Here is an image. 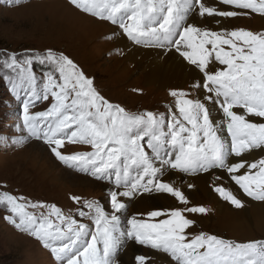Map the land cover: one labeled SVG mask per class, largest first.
<instances>
[{
  "label": "snow or ice",
  "instance_id": "obj_1",
  "mask_svg": "<svg viewBox=\"0 0 264 264\" xmlns=\"http://www.w3.org/2000/svg\"><path fill=\"white\" fill-rule=\"evenodd\" d=\"M66 3L114 26L105 39L128 41L118 53L150 50L155 70L181 79L163 110L129 111L64 49L0 48V85L12 98L3 103L19 109L0 131V148L37 142L66 169L108 185L103 199L72 195L74 208L64 211L0 181V220L34 239L51 264H123L130 243L160 264H264V238L200 228L211 209L190 203L184 187L197 185L183 179L208 177L209 189L236 210L246 207L245 197L264 203V31L232 26L264 17V0ZM73 145L85 150L70 151ZM157 195L174 203L133 207ZM134 264H156V257L137 254Z\"/></svg>",
  "mask_w": 264,
  "mask_h": 264
},
{
  "label": "rangeland",
  "instance_id": "obj_2",
  "mask_svg": "<svg viewBox=\"0 0 264 264\" xmlns=\"http://www.w3.org/2000/svg\"><path fill=\"white\" fill-rule=\"evenodd\" d=\"M61 3L69 7L66 0H22L19 5H9L7 0H0V48L23 50L24 48L55 47L64 49L84 67L88 74L95 77L96 84L102 94L111 101L121 103L129 111L163 110V107L171 99L168 95L170 85L163 88L146 85L141 76L142 68L136 67L138 63L126 59L125 51L123 54L117 52V45H120V49H125L124 44L105 39V35L110 33L114 26L108 23L98 24V30L93 32L90 30L87 36L88 29L80 30L68 18L64 21L58 20V17L63 14L59 10V7L62 6ZM73 10L75 9L73 8ZM75 11L81 14L79 11ZM82 15L85 16L83 19L85 22L88 21L89 25L94 23L92 17ZM232 26L252 31H264V17L259 14L241 17L232 21ZM109 52H112L113 55H108ZM123 58L127 60H125L126 66L122 65ZM36 69L40 71V66L37 65ZM11 99L5 87L0 85V131L9 130L18 114L19 109L15 104L13 107H8L3 103L4 100ZM45 107L46 104L41 103L34 110H43ZM69 150L85 149L84 146L73 145L69 146ZM256 158L258 159L259 156ZM66 170L69 169L55 161L46 147L37 142L33 141L23 150L18 151H5L0 148V181L6 182L8 189L13 194L25 195L33 201L54 202L64 211L74 208V204L70 200L72 195L89 199L104 198L108 185L93 180L96 184L92 187L65 186L62 188L56 185L57 181L53 186L50 178L56 180ZM51 172L56 174V178L51 176ZM69 172L73 171L69 170ZM73 173L76 176L85 177ZM184 190H186L191 204L203 205L211 209V214L208 213L199 219L200 228L204 231L237 240L264 238V224L257 227L253 221L256 213L252 211L254 209L252 205L260 202L245 197L246 207L236 210L226 202L219 200L209 187L208 194L198 190L199 194L194 195L187 187ZM170 201L167 203L154 202L152 205L167 206L174 203L171 198ZM218 204L223 205L221 210H219ZM259 205H264V203ZM249 210L252 212L250 213ZM243 219L250 221L241 225L240 222L242 223ZM236 221L237 223H235ZM137 254H151L156 257V264H160L157 254L134 243L129 244L127 249L121 253L120 258L123 264H134V256ZM0 264H51V259L48 252L34 239L26 234H21L0 220Z\"/></svg>",
  "mask_w": 264,
  "mask_h": 264
},
{
  "label": "bare ground",
  "instance_id": "obj_3",
  "mask_svg": "<svg viewBox=\"0 0 264 264\" xmlns=\"http://www.w3.org/2000/svg\"><path fill=\"white\" fill-rule=\"evenodd\" d=\"M53 3H56V2H53ZM57 3H58V1H57ZM61 5L63 7L62 6L59 7V10L63 14H61L62 16H59L57 14V16H59L58 20L59 21H64V20H66V18H68V20L72 21V23H74L80 30L81 29H84V30L88 29L87 32H86L87 36L90 33V30L92 32L93 31H97L98 28H99L98 24H102V23H99L96 20H94V23L93 24L91 23V25H89L88 21L85 22V20L83 19V18H85V16H83L82 14H79L78 12L73 10L72 7L71 8L67 7L64 3H61ZM81 20H82V22H81ZM115 41L117 43H119V44H124L125 49L128 48V41L126 39H124V40H115ZM119 47H120V45H119ZM125 54L127 56L126 59H129V60H132V61L138 63V64H136V67H141L142 68L141 76H142V78H144V81H145L146 85H151V86L155 85L158 88H163V87H167L169 85L175 84V83L179 82V80L181 79L178 75H174V74H172L170 72H166V71L165 72H160V71L155 70L154 67H153V57H154L155 53L151 52L150 50L142 49V48H130L129 50L125 51ZM115 60H116V58H115ZM123 60H124V58H123ZM125 60H124V63L122 64L124 66H126L125 63L127 61V60L126 61ZM122 69H125V68L122 67ZM213 116L216 119L220 118V114L217 113L215 110H213ZM61 174H63V175H59L56 178V174L54 172H51V176L56 178V180L50 178L51 183H52L53 186H55V184H56L55 181L58 182V184H56V185H59L62 188H64L65 186L85 188V187L95 186V184H96L95 182H93L92 180H90L88 178L76 176L73 172H69V170H66L65 172H63ZM177 179L179 180V177H177ZM183 179L186 182H192L195 185H197V187L190 189L191 193H193L194 195L195 194L196 195L199 194L198 190L204 192L205 194L209 193L208 184L206 182V181L209 180L208 177H183ZM184 188H186V187H184ZM185 192H186V190H185ZM169 201H170V197H167L166 195H157V196H155L153 198H149L148 200L140 201V202L135 203L134 204V208L135 207H139L141 209H144V208H147L150 205H152L154 202L167 203ZM259 204L252 205L253 208L255 209V210L253 209L252 211H254L256 213V217H255V219L253 221H255V225H257V227L264 224V205H259ZM218 205L220 207L219 210H221L223 205H221V204H218ZM224 210H225V208H224ZM252 211H250V213ZM249 221H250L249 219H243L242 223L240 222V224L243 225V224H246V222H249ZM235 223H237V221ZM232 228H233V230L235 229L233 225H232ZM124 257H125V259H127L126 256H124Z\"/></svg>",
  "mask_w": 264,
  "mask_h": 264
}]
</instances>
